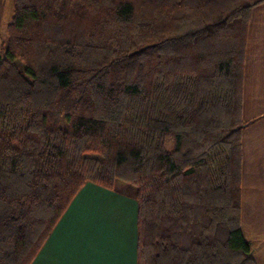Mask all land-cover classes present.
<instances>
[{
    "label": "trees",
    "instance_id": "trees-1",
    "mask_svg": "<svg viewBox=\"0 0 264 264\" xmlns=\"http://www.w3.org/2000/svg\"><path fill=\"white\" fill-rule=\"evenodd\" d=\"M262 3L12 0L0 264H31L88 182L137 201L138 264H257L241 220V138Z\"/></svg>",
    "mask_w": 264,
    "mask_h": 264
},
{
    "label": "crops",
    "instance_id": "crops-1",
    "mask_svg": "<svg viewBox=\"0 0 264 264\" xmlns=\"http://www.w3.org/2000/svg\"><path fill=\"white\" fill-rule=\"evenodd\" d=\"M11 0H0V38ZM241 220L257 264H264V3L253 8L244 70ZM31 264H138V203L86 183Z\"/></svg>",
    "mask_w": 264,
    "mask_h": 264
},
{
    "label": "rangeland",
    "instance_id": "rangeland-1",
    "mask_svg": "<svg viewBox=\"0 0 264 264\" xmlns=\"http://www.w3.org/2000/svg\"><path fill=\"white\" fill-rule=\"evenodd\" d=\"M12 10H13V5H12V0H11V5H10V18H11V15H12ZM119 187H120V189H123V190H126L127 191V188L126 187H124L123 185H119ZM245 236H247L248 237V234H247V232H246V229H245ZM249 238V237H248Z\"/></svg>",
    "mask_w": 264,
    "mask_h": 264
}]
</instances>
